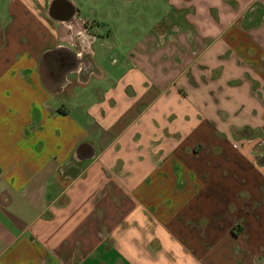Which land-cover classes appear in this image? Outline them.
I'll return each instance as SVG.
<instances>
[{"label":"crops","instance_id":"0c3cea01","mask_svg":"<svg viewBox=\"0 0 264 264\" xmlns=\"http://www.w3.org/2000/svg\"><path fill=\"white\" fill-rule=\"evenodd\" d=\"M54 1L0 0V264H264V0Z\"/></svg>","mask_w":264,"mask_h":264},{"label":"rangeland","instance_id":"374dc122","mask_svg":"<svg viewBox=\"0 0 264 264\" xmlns=\"http://www.w3.org/2000/svg\"><path fill=\"white\" fill-rule=\"evenodd\" d=\"M154 1V0H153ZM149 0H75L76 6L82 8L81 14L86 15L90 9L95 6L99 9L108 11L107 20L119 16L118 24L123 26L125 30L129 33L131 32L129 38L133 40L135 36V30H139L149 27L152 18L154 19L155 14L161 16L168 6L163 0H155V2ZM95 7V8H96ZM125 11V17L121 20L122 10ZM160 13V15H159ZM129 14V15H128ZM128 15V18H127ZM112 16V17H110ZM100 40V39H99ZM98 40V41H99ZM99 42L94 45L97 48Z\"/></svg>","mask_w":264,"mask_h":264},{"label":"flooded vegetation","instance_id":"af4514ba","mask_svg":"<svg viewBox=\"0 0 264 264\" xmlns=\"http://www.w3.org/2000/svg\"><path fill=\"white\" fill-rule=\"evenodd\" d=\"M51 11L54 15L59 17H68L70 15V9L66 1L57 0L54 1L51 6Z\"/></svg>","mask_w":264,"mask_h":264}]
</instances>
